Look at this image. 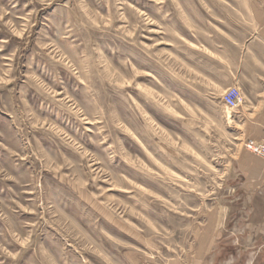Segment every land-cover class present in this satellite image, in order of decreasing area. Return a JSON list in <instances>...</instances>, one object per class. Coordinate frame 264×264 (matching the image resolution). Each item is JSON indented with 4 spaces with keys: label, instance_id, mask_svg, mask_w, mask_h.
Returning a JSON list of instances; mask_svg holds the SVG:
<instances>
[{
    "label": "rangeland",
    "instance_id": "rangeland-1",
    "mask_svg": "<svg viewBox=\"0 0 264 264\" xmlns=\"http://www.w3.org/2000/svg\"><path fill=\"white\" fill-rule=\"evenodd\" d=\"M262 12L0 0V264H176L205 247L244 160L264 158L244 136L264 101Z\"/></svg>",
    "mask_w": 264,
    "mask_h": 264
},
{
    "label": "crops",
    "instance_id": "crops-1",
    "mask_svg": "<svg viewBox=\"0 0 264 264\" xmlns=\"http://www.w3.org/2000/svg\"><path fill=\"white\" fill-rule=\"evenodd\" d=\"M256 19L264 23V12ZM244 128L245 140L264 143V101L245 118ZM243 163L241 197L218 215V229L205 234L209 243L176 264H264V158L251 156Z\"/></svg>",
    "mask_w": 264,
    "mask_h": 264
},
{
    "label": "built area",
    "instance_id": "built-area-1",
    "mask_svg": "<svg viewBox=\"0 0 264 264\" xmlns=\"http://www.w3.org/2000/svg\"><path fill=\"white\" fill-rule=\"evenodd\" d=\"M242 101L243 96L238 88H231L224 95V102L231 109L238 108ZM248 147L252 152L264 156V146L251 142Z\"/></svg>",
    "mask_w": 264,
    "mask_h": 264
}]
</instances>
